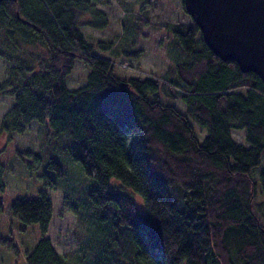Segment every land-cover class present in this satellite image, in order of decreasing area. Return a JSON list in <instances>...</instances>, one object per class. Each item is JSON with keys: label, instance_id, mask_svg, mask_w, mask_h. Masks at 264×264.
<instances>
[{"label": "trees", "instance_id": "trees-1", "mask_svg": "<svg viewBox=\"0 0 264 264\" xmlns=\"http://www.w3.org/2000/svg\"><path fill=\"white\" fill-rule=\"evenodd\" d=\"M107 2L0 0V99L13 98L0 134L33 121L66 133L70 155L96 181L91 202L78 205L90 211V233L71 254L46 235L53 204L45 191L12 202V214L41 231L21 264H264V81L215 55L190 14L171 25L176 52L162 74L118 72L80 29L107 27L99 6ZM143 50L122 52L139 59ZM77 59L90 71L70 88ZM195 124L206 131L202 140ZM48 166L66 173L56 159ZM2 176L0 169V188ZM44 182L56 185L50 173ZM0 244L20 252L12 236L0 234Z\"/></svg>", "mask_w": 264, "mask_h": 264}, {"label": "rangeland", "instance_id": "rangeland-1", "mask_svg": "<svg viewBox=\"0 0 264 264\" xmlns=\"http://www.w3.org/2000/svg\"><path fill=\"white\" fill-rule=\"evenodd\" d=\"M99 6L108 16L107 27L99 29L87 24L80 25L86 39L93 44L94 51L113 58L117 62L118 72L122 74H162L173 61L175 36L171 25L190 20L182 0H109ZM88 19L89 15H86L82 22ZM148 20L141 25V33L132 32L131 39L129 35L124 38L127 28L132 29L135 24L139 26ZM131 41L134 44L131 45ZM128 48H142L143 55L139 59L126 57L122 50ZM89 71L90 67L77 59L67 76V85L70 88L84 85ZM5 75L6 62L0 59V82ZM12 102L10 96L0 99V121ZM169 103L184 110L179 100H169ZM195 131L202 140L205 129L195 124ZM244 133V130L232 131L236 140L246 143ZM72 141L70 135L56 133L39 121L31 122L24 132H15L9 137L0 134V169L5 184L4 188H0V234L12 236L20 248L19 254H16L0 244V264L23 263L26 250L31 249L41 236L38 223H24L12 214L10 207L17 198H38L42 191L47 193L52 200L53 216L46 235L61 253L71 254L90 233V211L82 210L78 205L85 202V198L90 201L89 192L96 186V181L70 155ZM51 159L60 161L64 166V176L50 170L48 162ZM45 173L55 177V186L45 184ZM256 177L258 179V175ZM134 197L137 198L136 195ZM137 202L141 204L138 198ZM76 208L79 209L78 213L74 211Z\"/></svg>", "mask_w": 264, "mask_h": 264}, {"label": "water", "instance_id": "water-1", "mask_svg": "<svg viewBox=\"0 0 264 264\" xmlns=\"http://www.w3.org/2000/svg\"><path fill=\"white\" fill-rule=\"evenodd\" d=\"M206 44L264 81V0H184Z\"/></svg>", "mask_w": 264, "mask_h": 264}]
</instances>
